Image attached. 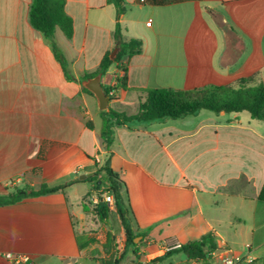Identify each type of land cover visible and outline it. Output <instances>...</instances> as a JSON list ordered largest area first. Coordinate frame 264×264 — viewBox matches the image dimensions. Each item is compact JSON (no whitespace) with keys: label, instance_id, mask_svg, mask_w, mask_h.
<instances>
[{"label":"crops","instance_id":"obj_1","mask_svg":"<svg viewBox=\"0 0 264 264\" xmlns=\"http://www.w3.org/2000/svg\"><path fill=\"white\" fill-rule=\"evenodd\" d=\"M125 1L122 34L142 40L143 50L124 62L127 71L112 65L102 75L104 88L127 77L128 89L118 91L111 109L136 114L138 90L223 86L256 73L264 79V0ZM31 3L0 0V191L65 183L90 174L95 161L112 153L111 166L125 181L146 234L138 264L208 232L219 247L213 259L230 247L232 234L246 231V255L257 260L253 246L261 245L264 227V122L246 111L203 110L119 127L105 150L102 110L81 78L95 74L105 54L116 50V7L108 0H65L74 33L69 39L57 28L55 41L73 77L68 79L49 40L30 23ZM211 11L222 14L244 44L231 65L222 63L225 42ZM84 184L0 206V264H13L7 254L36 264H100L95 246L78 247L77 236L89 234L82 198L90 186L80 191Z\"/></svg>","mask_w":264,"mask_h":264},{"label":"trees","instance_id":"obj_2","mask_svg":"<svg viewBox=\"0 0 264 264\" xmlns=\"http://www.w3.org/2000/svg\"><path fill=\"white\" fill-rule=\"evenodd\" d=\"M178 0H151L155 5H166ZM117 10V23L114 32V48L116 55L111 58V52L102 58L98 71L95 74H85L81 79L86 80L98 74H106L112 65L125 69L124 62L140 54L143 50V42L139 39H127L122 34L121 17L127 10L125 0H108ZM212 17L222 32L225 42V51L222 57L223 65H231L237 61L244 51V44L237 32L231 27L224 16L211 11ZM29 20L34 29L39 31L49 40L50 46L61 63L68 79H72L68 73V63L55 41V32L60 28L67 38L71 39L74 33L73 20L65 11V0H32ZM120 89H128L126 75L116 77L114 86L105 87V93L109 101L116 99ZM92 94L88 89L83 88ZM138 111L134 115L117 112L110 107L102 111L104 128L101 132L102 145L105 150H110L114 142L115 131L119 127L131 128L136 123H148L167 119H179L187 116H196L201 111L207 110L219 113L248 112L250 116L264 122V79L260 73L249 77H242L232 84L217 86L207 85L191 90H177L173 88L138 90ZM93 95V94H92ZM92 128L90 123L87 124ZM109 153L102 163L95 161L91 169V175L81 180L79 177L54 186L42 185L39 189L26 186L23 188L11 187L0 191V206L13 205L26 198L39 197L49 194L62 193L67 188L78 183H88L91 190L84 197L82 209L86 215L94 214L102 222H106L111 216H116L124 233V246L120 252L117 246V237L112 231L106 233L104 242L97 236L85 234L77 236L80 251L87 250L91 246L100 244L101 249H93V254H101L94 258L100 264H138L140 249L145 243L146 234L137 225L131 205L128 199L127 186L121 175L111 166ZM112 196L114 208L109 207L105 197ZM259 199L264 201V185ZM85 200H89L86 202ZM140 238L138 241L137 239ZM217 240L212 232L204 234L200 239L190 241L170 249L163 254L150 259L146 264H162L167 258L176 253H183L188 264H211L213 254L218 250Z\"/></svg>","mask_w":264,"mask_h":264},{"label":"rangeland","instance_id":"obj_3","mask_svg":"<svg viewBox=\"0 0 264 264\" xmlns=\"http://www.w3.org/2000/svg\"><path fill=\"white\" fill-rule=\"evenodd\" d=\"M89 186L91 190L92 186L90 184L89 185L84 184L80 186L79 189L80 191L85 192L89 189ZM85 196H83L82 202L84 201ZM85 201L88 202L89 200H85ZM84 229L87 233L91 234L92 236H97L101 240V242L105 241L106 233L108 231H112L117 237L118 249L120 252L122 251L123 246H124V233L121 230L120 223L118 219L116 218V216L112 215L109 220H107L106 222H102L94 214H89L86 216ZM259 235L261 238V242H260L261 245L258 248H256V246H253L254 247L253 255L258 258L255 264H264V227L260 229ZM249 236H250V233L246 231L243 232L242 234H240L239 232L236 234H232V239L229 244L230 247L228 249H231L233 252H236L240 255L246 256L247 249L245 248V244H246L245 239ZM95 248H98L100 250L101 245L100 244L95 245ZM165 251L166 250H163L161 254H163ZM100 256L101 254H96V255L93 254V258H99ZM184 258H185V255L183 253H176V254H173L171 257L167 258L166 262H163L162 264H173L172 262L181 261ZM174 264H186V262L181 261V262L174 263ZM211 264H218V259L217 258L212 259Z\"/></svg>","mask_w":264,"mask_h":264},{"label":"built area","instance_id":"obj_4","mask_svg":"<svg viewBox=\"0 0 264 264\" xmlns=\"http://www.w3.org/2000/svg\"><path fill=\"white\" fill-rule=\"evenodd\" d=\"M144 2L145 0H140ZM148 26L151 25V22L147 23ZM106 202H108L111 209L114 208V202L112 196L107 195L105 197ZM214 255V254H213ZM6 259L12 262L13 264H36L29 256L26 255H17V254H7ZM218 264H255L256 259L250 255L242 256L227 247L221 250L217 254Z\"/></svg>","mask_w":264,"mask_h":264},{"label":"water","instance_id":"obj_5","mask_svg":"<svg viewBox=\"0 0 264 264\" xmlns=\"http://www.w3.org/2000/svg\"><path fill=\"white\" fill-rule=\"evenodd\" d=\"M117 53V50H115L112 54H111V58H113ZM101 79H102V74H98L93 78L87 79L85 81L82 82V85L84 88L88 89L90 92H92V94L95 96L96 100H97V104H98V108L102 111L107 110L109 108V99L105 93L104 87L102 86L101 83ZM89 175L91 174H83L81 175L79 178L81 180L86 179ZM140 238L137 239V241Z\"/></svg>","mask_w":264,"mask_h":264}]
</instances>
